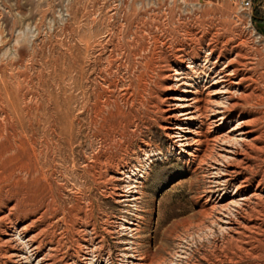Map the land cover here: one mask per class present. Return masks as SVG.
<instances>
[{
    "label": "rangeland",
    "instance_id": "374dc122",
    "mask_svg": "<svg viewBox=\"0 0 264 264\" xmlns=\"http://www.w3.org/2000/svg\"><path fill=\"white\" fill-rule=\"evenodd\" d=\"M263 22L0 0V264H264Z\"/></svg>",
    "mask_w": 264,
    "mask_h": 264
},
{
    "label": "built area",
    "instance_id": "2783aa9c",
    "mask_svg": "<svg viewBox=\"0 0 264 264\" xmlns=\"http://www.w3.org/2000/svg\"><path fill=\"white\" fill-rule=\"evenodd\" d=\"M236 2L240 6L241 11L245 12L246 16H248L251 25V19L253 17V0H236ZM248 28L253 29V34L257 37L258 40L262 38V36L259 33H257V31L253 26Z\"/></svg>",
    "mask_w": 264,
    "mask_h": 264
},
{
    "label": "crops",
    "instance_id": "0c3cea01",
    "mask_svg": "<svg viewBox=\"0 0 264 264\" xmlns=\"http://www.w3.org/2000/svg\"><path fill=\"white\" fill-rule=\"evenodd\" d=\"M262 25H263V28L261 30L264 32V22L262 23Z\"/></svg>",
    "mask_w": 264,
    "mask_h": 264
}]
</instances>
